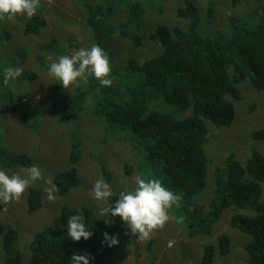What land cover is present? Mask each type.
I'll use <instances>...</instances> for the list:
<instances>
[{"label": "rangeland", "instance_id": "374dc122", "mask_svg": "<svg viewBox=\"0 0 264 264\" xmlns=\"http://www.w3.org/2000/svg\"><path fill=\"white\" fill-rule=\"evenodd\" d=\"M104 1H0L9 8L4 21L11 34L7 38L0 26V107H22L31 117H26L27 112L23 110L0 114L2 146L13 154H27L33 161L30 168L6 169L0 164V222L19 232L14 252L22 254L24 264L42 261L29 251V244L44 228H60L63 207L90 208L94 212L93 221L97 222L107 210L109 198L124 194L127 215L122 224L123 231L111 237L115 247L112 264H201L204 247L217 244L218 237L223 234L231 238L232 249L226 257L216 255L214 264H246L243 247L251 242V237L230 226L233 214L245 213L229 209L223 213L211 236L190 237L186 225L177 218L172 203L149 187L147 169L140 168L141 162H146L145 151L139 150L142 146L131 144L111 129V124L98 111V103L104 94L94 86L101 89L105 75L110 81H120L121 100L129 102V96L125 95L128 60L136 58L145 62L163 52L159 44L149 39L150 33L160 25L188 28L189 21L176 15L186 0H128L115 6L108 24V28H115L114 32L104 49L99 50L88 26L89 8ZM191 1L200 10V32L227 38L234 36L230 20L251 18L257 7V0ZM136 2L146 6L139 31L131 29L124 35L122 31L129 16V3ZM209 3L215 4L212 17L207 13ZM34 15L44 17L48 25L39 35L26 36L24 21ZM135 33L143 37L138 47L132 42ZM53 39L64 53L56 54L53 48L46 49ZM40 57L47 61L48 69L41 66ZM29 74L36 75V78H30ZM57 85L61 88L54 93ZM238 87L242 99L233 101L236 109L234 123L227 128H218L207 122L209 133L205 150L210 159L209 176L206 188L195 198L197 208H207L214 197V173L228 155L235 154L243 163L255 150L264 155V143L252 136L264 128V93L254 89L248 81ZM71 96L79 98L73 108L80 110L79 119H66L65 113L69 111L60 107L53 111L56 98L60 97L66 103ZM152 108L178 117L187 115L176 113L162 101L153 102ZM74 134L80 142L77 168L82 183L78 189L59 195L54 177L72 168L70 155ZM126 164L133 167L131 175L126 173ZM102 165L112 173L111 183L107 186L102 184ZM30 188H38L43 193V207L33 214L28 212L27 206ZM261 201H264V191ZM4 256L0 237V263Z\"/></svg>", "mask_w": 264, "mask_h": 264}, {"label": "trees", "instance_id": "16d2710c", "mask_svg": "<svg viewBox=\"0 0 264 264\" xmlns=\"http://www.w3.org/2000/svg\"><path fill=\"white\" fill-rule=\"evenodd\" d=\"M127 1L106 0L89 8L88 26L99 50L104 49L114 32L115 28H108V24L115 6ZM128 7L129 16L122 31L124 35L131 29L139 31L146 10V6L138 2L129 3ZM214 10L215 4L209 3L207 13L210 17ZM8 12L6 3L0 2V17H3L0 26L10 38L4 21ZM176 15L189 21L186 30L160 25L149 35V39L161 46V54L145 62L136 58L128 60L125 95L129 96V102L121 100L120 81H110L107 75L102 78L101 89L94 86L104 94L98 103V111L111 124V129L131 144L142 146L138 147L145 151L146 162H141L140 168L147 169L149 187L172 203L177 218L186 225L190 237L211 236L225 211L241 210L245 214H233L230 226L251 237V242L243 247L247 255L246 264H264V201H261L264 155L261 152L253 151L245 163L233 153L228 155L215 170V194L207 208H197L195 200L208 183L207 122L218 128H227L234 123L236 109L233 101L242 99L238 85L248 81L254 89L264 93V0H257L251 18L230 20L234 36L229 38L202 34L200 10L191 0H186ZM47 25L44 17L34 15L24 21V34L39 35ZM142 41L143 37L137 33L132 36L135 47ZM52 48L56 54L64 53L56 39L46 49ZM38 60L48 69L44 58ZM29 76L36 78L34 74ZM60 88L59 85L54 87V93ZM58 98L53 111L60 107L69 111L65 113L66 119L80 118V110L73 109L78 104V97L71 96L66 103ZM155 101H162L176 113L187 115L178 117L155 110L152 108ZM20 110L27 112L22 107L6 105L0 107V114ZM28 114L26 117L31 118ZM252 136L264 143V128ZM1 141L0 134V164L4 168L32 167L29 155L10 153ZM80 154V142L74 134L70 155L72 168L54 177L59 195H66L81 186L77 168ZM101 169L104 174L102 184L107 186L111 183L112 173L105 165ZM125 170L131 175L132 165L126 164ZM27 206L30 214L42 209L43 193L40 189L30 188ZM126 215L124 194L109 198V206L97 222L93 221L94 212L90 208L63 207L60 228H44L31 240L29 251L42 259L34 264H112L115 247L111 237L123 231ZM0 237L5 255L0 264H24L22 254L13 249L19 239L18 230L8 229L0 222ZM231 249V238L226 234L220 235L217 244L204 247L201 264H214L216 255L226 257Z\"/></svg>", "mask_w": 264, "mask_h": 264}]
</instances>
